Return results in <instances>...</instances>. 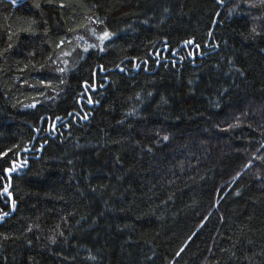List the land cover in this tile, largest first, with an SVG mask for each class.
Returning a JSON list of instances; mask_svg holds the SVG:
<instances>
[{
	"label": "trees",
	"instance_id": "16d2710c",
	"mask_svg": "<svg viewBox=\"0 0 264 264\" xmlns=\"http://www.w3.org/2000/svg\"><path fill=\"white\" fill-rule=\"evenodd\" d=\"M0 52V264H264L261 0H0Z\"/></svg>",
	"mask_w": 264,
	"mask_h": 264
},
{
	"label": "snow or ice",
	"instance_id": "6c2138e0",
	"mask_svg": "<svg viewBox=\"0 0 264 264\" xmlns=\"http://www.w3.org/2000/svg\"><path fill=\"white\" fill-rule=\"evenodd\" d=\"M218 3L220 4H223L224 0H217ZM261 3H264V0H261ZM61 7H63V5H61ZM218 15V14H217ZM96 23H99V24H103L104 22L101 21V20H97ZM25 31H28V29H25ZM91 31V35L93 37H95L96 41H98V43H90V44H87L86 47L83 48V52L87 53L90 49H99V51H104V44L106 41H110L112 39V37L115 35L114 33H111L109 32L108 30H102L100 33H97L96 29L93 28L90 30ZM253 32H255V29H253ZM78 39H82V37H79ZM64 41H60V44H63ZM184 43L186 45H194L195 49L199 50L200 49V44L198 42H196L195 38H189L187 40L184 41ZM59 46V45H58ZM218 46V45H217ZM7 51V50H5ZM71 52H65L63 53V55L65 56H71ZM192 53H190L191 55ZM4 55V52H0V56ZM34 55V53H33ZM68 63L67 60L64 61V64L66 65ZM144 63H147V61H144ZM43 67V66H42ZM136 67L139 68L140 67V64L137 63L136 64ZM101 69L103 70V66H101ZM58 71L60 73H64L66 71V69L64 67H60L58 69ZM40 83L43 85V84H49L50 85V81L46 80V79H41ZM61 83H63V81H61ZM83 86H84V89H85V92H88L89 91V87H88V81H84L83 82ZM88 99V102L89 103H92V99H91V96H88L87 97ZM33 107L35 105H32ZM84 118H87V116L85 115ZM57 120L60 119L59 117L56 118ZM53 127H55V125H53ZM163 139L167 140L168 137L165 136ZM18 147V146H17ZM13 149H8L6 152H3V153H0V155H3V156H7L9 152H12ZM16 163L13 161L12 163V166L10 168H7L5 169L4 171L5 172H13L16 170ZM9 187L10 185H5L3 187V191L2 193L0 194H6L9 198L12 196V192L9 191ZM12 207L14 208L15 207V201H12ZM8 213L4 212V213H0V219H3V217L7 216ZM53 243H55V239H53ZM181 251H183V249H181ZM180 253L177 252L176 255H179Z\"/></svg>",
	"mask_w": 264,
	"mask_h": 264
},
{
	"label": "water",
	"instance_id": "95a60500",
	"mask_svg": "<svg viewBox=\"0 0 264 264\" xmlns=\"http://www.w3.org/2000/svg\"><path fill=\"white\" fill-rule=\"evenodd\" d=\"M183 47H187V45H186V44H183V46L180 47L177 51L181 50ZM166 49L168 50L169 48H166ZM177 51L174 52V54H173L174 56L176 55V52H177ZM101 74L104 75L105 73L102 72ZM89 106L92 107V104H90ZM85 121L87 122V121H88V118H86ZM55 127H56V126H55ZM55 127H53L52 129L54 130ZM38 135H39V133L37 134L36 138L38 137ZM30 149H31V148H30ZM41 151H42V149H40V152H41ZM19 160H20V164L16 163V165H18L19 167H22V168L28 167V165H25L24 163L21 164L20 155H19ZM18 166H17V167H18ZM19 167H18V168H19ZM16 173H17V170H15V171H13V172H7L6 174H7L8 177H10V176L15 175ZM9 191H11V181H10ZM5 196L8 197L6 194H5ZM10 198H11V197H10ZM11 200H12V198H11ZM12 201H13V200H12ZM13 209H14V208L12 207V212H13ZM6 217H8V216L3 217V219H5ZM3 219H0V223H1V221H2Z\"/></svg>",
	"mask_w": 264,
	"mask_h": 264
},
{
	"label": "rangeland",
	"instance_id": "374dc122",
	"mask_svg": "<svg viewBox=\"0 0 264 264\" xmlns=\"http://www.w3.org/2000/svg\"><path fill=\"white\" fill-rule=\"evenodd\" d=\"M97 33H100L99 29L96 30ZM79 37H82V36H79ZM78 37V38H79ZM90 43H98V41H96L95 37H93L91 35V31L88 33V36H85V37H82V39H77V47L79 49H82L83 51V48L87 46V44H90ZM85 53V52H84ZM69 63V62H68ZM66 64V65H69V64ZM69 67H66L65 69L67 70ZM83 99V98H82ZM84 100V99H83Z\"/></svg>",
	"mask_w": 264,
	"mask_h": 264
},
{
	"label": "bare ground",
	"instance_id": "6f19581e",
	"mask_svg": "<svg viewBox=\"0 0 264 264\" xmlns=\"http://www.w3.org/2000/svg\"><path fill=\"white\" fill-rule=\"evenodd\" d=\"M226 9V8H225ZM215 26V25H214ZM81 70V69H80ZM93 88V87H92ZM97 88H96V86L93 88V91H95ZM86 93V92H85ZM85 95V94H84ZM88 97V96H87ZM82 101V99H80V102ZM88 102V101H87ZM90 104H92V107L94 106V102H92V103H89L88 104V106L90 105ZM90 107V106H89ZM92 107H90V108H92ZM28 152V151H27ZM16 170H17V168H16Z\"/></svg>",
	"mask_w": 264,
	"mask_h": 264
},
{
	"label": "flooded vegetation",
	"instance_id": "af4514ba",
	"mask_svg": "<svg viewBox=\"0 0 264 264\" xmlns=\"http://www.w3.org/2000/svg\"><path fill=\"white\" fill-rule=\"evenodd\" d=\"M93 92H94V91H93ZM85 96H90V94H89L88 92H86V93H85ZM51 131H52V132H55V130H53L52 128H51Z\"/></svg>",
	"mask_w": 264,
	"mask_h": 264
}]
</instances>
